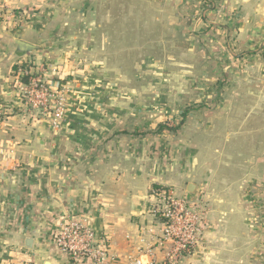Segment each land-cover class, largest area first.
Returning a JSON list of instances; mask_svg holds the SVG:
<instances>
[{
    "label": "crops",
    "instance_id": "1",
    "mask_svg": "<svg viewBox=\"0 0 264 264\" xmlns=\"http://www.w3.org/2000/svg\"><path fill=\"white\" fill-rule=\"evenodd\" d=\"M170 2L182 12L171 22L178 24L185 15L193 35L205 44V55L220 63L229 60L223 70L244 72L264 66L259 58L264 54V0ZM69 7L63 0H0V264H73L52 242L65 217L86 218L96 241L107 240L109 257L104 264H162L170 244L156 239L158 228L150 213L153 185L172 187L190 200H206L204 231L180 264H252L254 259H248L245 250L258 238L248 222L249 214L251 220L254 214L259 217L253 209L255 195L247 196V188L234 190L246 177L232 181L210 173L199 176L192 158L190 167H182L183 158L165 144L169 133H146L158 121L138 113L157 98L134 97L138 107L129 109L132 97L115 96L118 83L103 73L106 69L98 66L95 75L80 76L86 71V60L79 58L82 46L79 55L74 54L77 47L63 41L60 32L66 23L60 12ZM19 44L31 49L21 52ZM22 69L29 73L41 69L49 84L65 87V113L57 126L48 115L25 110L18 88ZM120 86L126 88L123 82ZM222 99L225 107L205 113L211 122L205 135L221 128L219 124L214 129L216 119L226 129L219 130L221 135H236L243 99ZM197 103L207 104L194 102L186 116L199 110ZM185 109L178 111V119ZM227 120H234L235 126L226 127ZM220 141L228 149L230 139ZM205 146L204 141L202 149ZM187 151L197 154L195 149ZM235 166L243 168L241 163ZM182 169H190L189 176L196 180L181 179ZM190 183L193 192L187 191Z\"/></svg>",
    "mask_w": 264,
    "mask_h": 264
},
{
    "label": "rangeland",
    "instance_id": "2",
    "mask_svg": "<svg viewBox=\"0 0 264 264\" xmlns=\"http://www.w3.org/2000/svg\"><path fill=\"white\" fill-rule=\"evenodd\" d=\"M63 2L69 3L70 7L65 13L60 12V16H64L66 21L61 25L63 30L60 32L65 35L63 41L77 47L78 52H73L74 54L79 55V45L82 46L84 54L79 58L86 60V73L79 72L80 76L87 73L86 78L95 75L100 70L98 66L106 69L103 73L110 74L106 76L109 79L115 78L118 83L115 96L127 94L132 97L133 102L127 105L129 109L138 107L134 97L144 95L147 101L157 98V103L148 102L145 110L138 113L148 117L146 119L154 121L153 123L158 121L168 127L182 124L176 126L180 128L175 134L169 129L161 132L169 133L165 137V144L172 152L177 150L179 157L183 158L182 167H190L193 160L198 163L199 176L210 173L225 176L232 181L246 177V182L235 184L237 188L234 190L243 191L247 188V196L250 193L255 195L253 209L259 217L254 214L251 220L252 215H248V222L253 223V230L258 232V238L253 242V248H246L245 256L254 259L252 264H264V66L244 72L229 71L227 68L223 70L222 66L230 65L229 60L220 63L217 58L205 55V44L199 36L193 35L185 15L179 17L178 24L171 22L182 12L171 7L170 0ZM263 55L259 57L261 64H264ZM141 60L146 62L142 63ZM40 71L41 69L23 75H27V81L30 76L47 81ZM215 79H219L221 84H216ZM122 82L126 84V88L120 86ZM232 96L243 99V111L236 117L242 119L235 120L236 135H221L220 131L226 129L222 128L223 122L217 119L212 125L215 129L220 124L221 128L213 130L212 135H205L204 129L211 124L209 117H204L205 113L221 110L225 107L221 105L222 98ZM200 101L207 104H194L196 109L199 108L198 111L186 116L182 122L181 118L178 119L179 110L186 108L191 111V104ZM25 107L26 111L42 116L30 110L29 106ZM151 114L154 116L149 117ZM235 121L230 123L227 120L226 127L231 129L235 126ZM157 124L146 133L160 134L156 132ZM221 138L230 139L227 142L230 144L228 149L227 144L220 141ZM151 139L148 136L147 143ZM204 141L206 146L202 149ZM198 147L202 149L200 152ZM187 149H195L197 154H189ZM166 161L170 162V159ZM239 163L243 164L242 170L235 166ZM205 165L207 168H202ZM190 173V169H182L183 176L180 178L196 180L195 175L189 176ZM248 210L251 211L250 207Z\"/></svg>",
    "mask_w": 264,
    "mask_h": 264
},
{
    "label": "built area",
    "instance_id": "3",
    "mask_svg": "<svg viewBox=\"0 0 264 264\" xmlns=\"http://www.w3.org/2000/svg\"><path fill=\"white\" fill-rule=\"evenodd\" d=\"M22 72L29 74L25 69ZM18 88L24 105L48 115L51 124L58 125L66 108L65 87L30 76L29 81L19 84ZM151 195L150 213L158 228L156 239L170 244L162 264H180L201 238L206 225V208L198 198L190 200L172 187L152 189ZM106 241H96L94 229L86 218L74 217H65L52 237L56 248L73 264H104L109 257Z\"/></svg>",
    "mask_w": 264,
    "mask_h": 264
},
{
    "label": "trees",
    "instance_id": "4",
    "mask_svg": "<svg viewBox=\"0 0 264 264\" xmlns=\"http://www.w3.org/2000/svg\"><path fill=\"white\" fill-rule=\"evenodd\" d=\"M12 74L16 75L17 74V65H13L12 66ZM27 75H18V81L21 82V83H27ZM194 108V107H193ZM189 109H185L183 112H182V118H181V122L182 120H184V118L186 117L187 113H188ZM180 124V123H179ZM179 124H177L176 126H178ZM168 127L167 125H165L164 123H158L157 124V129H156V132L157 133H161L164 129H169V130H174L176 129L177 127ZM166 188L164 186H160V185H153L152 186V189H155V188Z\"/></svg>",
    "mask_w": 264,
    "mask_h": 264
},
{
    "label": "water",
    "instance_id": "5",
    "mask_svg": "<svg viewBox=\"0 0 264 264\" xmlns=\"http://www.w3.org/2000/svg\"><path fill=\"white\" fill-rule=\"evenodd\" d=\"M21 46V48L19 49V51L21 52H27L31 49V46L30 45H26L25 47L22 46L21 44H19ZM194 190V185L192 183H190L187 187V191L188 192H193Z\"/></svg>",
    "mask_w": 264,
    "mask_h": 264
}]
</instances>
